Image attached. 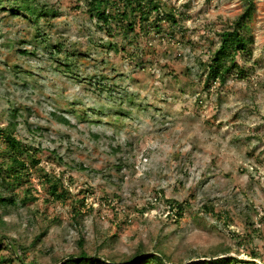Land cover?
<instances>
[{
	"label": "rangeland",
	"instance_id": "rangeland-1",
	"mask_svg": "<svg viewBox=\"0 0 264 264\" xmlns=\"http://www.w3.org/2000/svg\"><path fill=\"white\" fill-rule=\"evenodd\" d=\"M254 1L251 51L208 89L202 63L244 0H157L178 23L155 25L153 10L131 14L136 30L100 25L86 0H33L50 13L39 18L45 43L35 15L14 12L21 0H0V125L16 108V134L41 157L16 190L36 197L0 206V264H60L82 248L101 264L141 246L174 263L256 251L264 264V0ZM44 171L71 196L52 198ZM169 199L183 203L180 218Z\"/></svg>",
	"mask_w": 264,
	"mask_h": 264
},
{
	"label": "trees",
	"instance_id": "trees-1",
	"mask_svg": "<svg viewBox=\"0 0 264 264\" xmlns=\"http://www.w3.org/2000/svg\"><path fill=\"white\" fill-rule=\"evenodd\" d=\"M86 5L100 25L110 27L111 24L123 23L125 25L124 30L126 28L136 30V21L130 19L131 14L141 21H148L153 10H156L158 14L154 17L157 20L155 25L159 24L158 20L161 19H167L175 24L178 23L176 13L171 10L161 12L160 4L157 0H86ZM20 11H26L28 14L35 15L33 19L35 23L33 26L35 36L39 42L45 43L46 34L40 27L39 18L49 16V10L46 9L40 13H36L33 7V0H21L17 4L14 12L19 14ZM254 11L255 1L244 0V10L229 26L218 32V46L212 51L207 61L202 63L206 71L204 78L206 88H211V85L218 80L221 82L226 80L228 73L238 66L234 59L235 55L251 51L255 36L249 20ZM46 46L49 47L50 44H46ZM21 51L27 53V49L25 48L21 49ZM239 71L243 72V68ZM10 115L11 120L9 121V125H0V206L9 205L15 207L20 203L26 204L36 197L33 195H31L32 197L30 195L20 196L16 190L30 179L32 166L40 164L41 157L38 155L40 151L39 146L37 147L28 143L16 134L15 129L19 123L17 109H11ZM53 115L60 122L72 124L69 117L63 113L53 111ZM80 168L86 169L84 165H81ZM44 176L49 183L52 198L66 200L71 196V191L65 185L63 177L56 176L50 171H44ZM168 202L170 208L168 215L180 218L183 214V203L176 199H169ZM46 232L47 229H44L40 235L34 238V241L42 238ZM79 242L82 246L83 237ZM3 246L0 240V249ZM92 256L82 248L77 254H71L67 258L62 259L60 264H86ZM202 256L206 257L201 259L199 263L193 258L188 263L183 261L174 263L170 254L161 251L146 250L141 246L124 261H117L112 257L101 255H97V260L101 264H149L150 262H155L156 264H169V262H172V264H259L255 260L258 256L256 251L251 252L252 258L249 259L239 258L232 254L220 256L218 253ZM2 260L5 261L7 259L4 258Z\"/></svg>",
	"mask_w": 264,
	"mask_h": 264
}]
</instances>
